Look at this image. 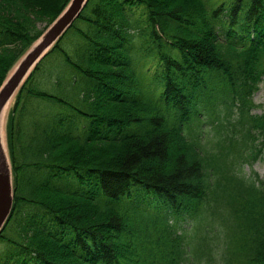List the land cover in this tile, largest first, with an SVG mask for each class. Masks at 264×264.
I'll use <instances>...</instances> for the list:
<instances>
[{
  "label": "trees",
  "instance_id": "obj_1",
  "mask_svg": "<svg viewBox=\"0 0 264 264\" xmlns=\"http://www.w3.org/2000/svg\"><path fill=\"white\" fill-rule=\"evenodd\" d=\"M70 2L0 0V89ZM263 82L264 0H89L10 111L0 264H264Z\"/></svg>",
  "mask_w": 264,
  "mask_h": 264
},
{
  "label": "water",
  "instance_id": "obj_2",
  "mask_svg": "<svg viewBox=\"0 0 264 264\" xmlns=\"http://www.w3.org/2000/svg\"><path fill=\"white\" fill-rule=\"evenodd\" d=\"M89 0H71L62 14L21 59L0 89V234L14 206L13 171L10 156L3 148L1 115L40 61L53 49L83 12Z\"/></svg>",
  "mask_w": 264,
  "mask_h": 264
},
{
  "label": "rangeland",
  "instance_id": "obj_3",
  "mask_svg": "<svg viewBox=\"0 0 264 264\" xmlns=\"http://www.w3.org/2000/svg\"><path fill=\"white\" fill-rule=\"evenodd\" d=\"M16 67L13 69V71L16 69ZM12 72H11V74H12ZM15 99H16V96L12 100L11 107H10V109L8 111V115L6 117V121L3 122V127L5 128V131H6V144H7V150H8L9 156H10V152H9L8 140H7V128H8L7 125H8V119H9L10 111L13 109V107L15 105ZM254 102H255V104L258 105L254 109V113H257V114L263 113L264 108L262 106L264 105V82L261 83L260 90L254 95ZM241 172L243 175H245L247 177L252 176V175H254L255 177H259V179H261L262 182L264 183V151L261 153V155H259V157L257 159L253 160L251 158L250 162L244 164Z\"/></svg>",
  "mask_w": 264,
  "mask_h": 264
},
{
  "label": "bare ground",
  "instance_id": "obj_4",
  "mask_svg": "<svg viewBox=\"0 0 264 264\" xmlns=\"http://www.w3.org/2000/svg\"><path fill=\"white\" fill-rule=\"evenodd\" d=\"M11 103H12V100L11 102H9L7 104V106L5 107L2 115H1V124L3 125V122L6 121V117L8 115V111L11 107ZM1 136H2V143H3V148L4 150L7 152V144H6V131H5V128L2 126L1 127Z\"/></svg>",
  "mask_w": 264,
  "mask_h": 264
}]
</instances>
